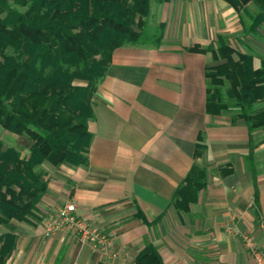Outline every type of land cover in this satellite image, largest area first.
Listing matches in <instances>:
<instances>
[{
    "label": "crops",
    "instance_id": "0c3cea01",
    "mask_svg": "<svg viewBox=\"0 0 264 264\" xmlns=\"http://www.w3.org/2000/svg\"><path fill=\"white\" fill-rule=\"evenodd\" d=\"M155 2L149 27H162L163 39L114 52L94 98L89 164L42 166L49 178L43 219L75 203L80 218L114 234L117 255L101 257L68 228L47 236L41 221L15 226L19 240L8 264H137L149 243L166 264H255L247 235L264 253V130L253 133L261 143L250 164L246 123L207 111L205 71L218 61L210 50H189L240 30V12L227 0ZM198 144L205 149L196 157ZM195 164L205 168L207 185L180 212L173 198Z\"/></svg>",
    "mask_w": 264,
    "mask_h": 264
},
{
    "label": "trees",
    "instance_id": "16d2710c",
    "mask_svg": "<svg viewBox=\"0 0 264 264\" xmlns=\"http://www.w3.org/2000/svg\"><path fill=\"white\" fill-rule=\"evenodd\" d=\"M152 1L0 0V126L24 137L29 150L23 154L0 141V225H36L43 220L39 204L49 189L44 164H89L94 98L114 52L128 44H160L163 39L162 27L147 33ZM227 1L248 15L250 32L264 26V0ZM251 3L256 12L249 10ZM189 50H210L218 61L205 71L207 111L231 113L233 123H246L251 135L247 159L252 164L261 143L253 133L264 130V58L237 50L223 35L216 46L196 44ZM204 149L198 144L196 157ZM206 185L205 168L195 164L174 195L176 209L188 212ZM136 217L151 224L141 211ZM18 240L15 226L0 233V264H8ZM136 261L166 264L153 243Z\"/></svg>",
    "mask_w": 264,
    "mask_h": 264
},
{
    "label": "built area",
    "instance_id": "2783aa9c",
    "mask_svg": "<svg viewBox=\"0 0 264 264\" xmlns=\"http://www.w3.org/2000/svg\"><path fill=\"white\" fill-rule=\"evenodd\" d=\"M47 236H52L58 231L68 228L73 232L83 245L92 244L95 252L100 256L115 257L117 252L112 250L114 234L102 228L91 226L86 220L76 214V204L66 203L48 214L42 220ZM245 244L254 258L255 264H264V253L251 236H245ZM75 264H80L76 262Z\"/></svg>",
    "mask_w": 264,
    "mask_h": 264
},
{
    "label": "rangeland",
    "instance_id": "374dc122",
    "mask_svg": "<svg viewBox=\"0 0 264 264\" xmlns=\"http://www.w3.org/2000/svg\"><path fill=\"white\" fill-rule=\"evenodd\" d=\"M154 1V6L157 3ZM248 8L251 12H256V6L251 3L248 5ZM238 18V19H237ZM237 19V26H239L240 30L228 32L226 37L230 44L234 47L236 46L239 49H243L246 52L253 53L258 60L264 58V26L257 32H250V18L245 12L238 13V16L235 17ZM148 34L156 33L153 29L149 28L147 31ZM216 36H214L213 40L216 41ZM0 141L4 144V146H15L23 151V154L29 153V150L26 148V139L20 135L4 130L0 126ZM257 141V140H256ZM259 142V141H257ZM48 166L53 167L48 164ZM44 170V168H42ZM21 223L14 222L9 226L0 225V233L7 231L12 228V226H18Z\"/></svg>",
    "mask_w": 264,
    "mask_h": 264
}]
</instances>
